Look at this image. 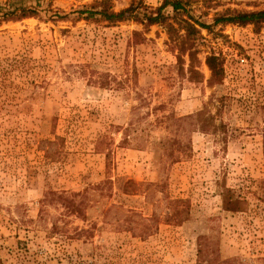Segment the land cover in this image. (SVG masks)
Returning <instances> with one entry per match:
<instances>
[{"label":"rangeland","instance_id":"obj_1","mask_svg":"<svg viewBox=\"0 0 264 264\" xmlns=\"http://www.w3.org/2000/svg\"><path fill=\"white\" fill-rule=\"evenodd\" d=\"M96 1L0 23V264H264V27L202 29L191 72L164 25L83 18ZM226 188L245 210L224 209Z\"/></svg>","mask_w":264,"mask_h":264},{"label":"trees","instance_id":"obj_2","mask_svg":"<svg viewBox=\"0 0 264 264\" xmlns=\"http://www.w3.org/2000/svg\"><path fill=\"white\" fill-rule=\"evenodd\" d=\"M209 0H164L155 9L142 8V4L132 3L130 6L119 11H114L109 0L96 1L89 9L80 10L86 13L83 18L93 19L100 15L104 20L112 24L121 21L135 20L144 25L162 24L167 29L172 47L178 51V63L183 64L184 56L190 59V71L194 69L193 58L198 52L197 42L201 36L202 29L210 32L218 25L237 24L240 26L253 25L256 31L264 27V8L255 10L226 9L222 13H216L214 21L207 23L193 13L194 4L198 2L207 3ZM25 0H8L3 5L0 3V23L3 21L20 20L27 17L39 16V0L37 5H26ZM207 5H205L206 7ZM171 7L176 15H181L174 19L166 13V9ZM209 7V6H208ZM138 32H136L137 34ZM206 64L211 70L210 83L214 85L222 84L225 78V67L221 56L212 52L206 56ZM202 119V125L215 127L205 111L198 113ZM245 199L236 196L231 188L223 191V207L232 212L245 210ZM202 249H200L201 251ZM202 252V251H201Z\"/></svg>","mask_w":264,"mask_h":264}]
</instances>
